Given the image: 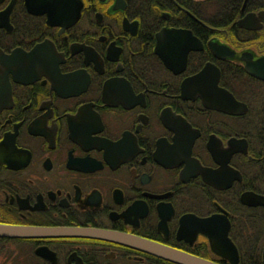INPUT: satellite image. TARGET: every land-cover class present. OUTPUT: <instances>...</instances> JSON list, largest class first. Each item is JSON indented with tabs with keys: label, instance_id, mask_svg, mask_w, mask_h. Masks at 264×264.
<instances>
[{
	"label": "flooded vegetation",
	"instance_id": "1",
	"mask_svg": "<svg viewBox=\"0 0 264 264\" xmlns=\"http://www.w3.org/2000/svg\"><path fill=\"white\" fill-rule=\"evenodd\" d=\"M172 29L194 38L163 41ZM260 197L264 0H0V225L264 264ZM232 242L234 263L219 255ZM72 259L174 264L94 239L0 237V264Z\"/></svg>",
	"mask_w": 264,
	"mask_h": 264
},
{
	"label": "water",
	"instance_id": "2",
	"mask_svg": "<svg viewBox=\"0 0 264 264\" xmlns=\"http://www.w3.org/2000/svg\"><path fill=\"white\" fill-rule=\"evenodd\" d=\"M172 37H166L168 34L166 30H163V41L167 40L168 42H172V38H174L176 41L185 40V36H188L191 40L193 38L191 37V32L189 31H184V30H177V29H172ZM186 33V34H185ZM184 34V35H183ZM166 37V38H165ZM175 47V43H174ZM226 51L225 48L222 49V47L215 45V53L218 57H222L220 54L221 51ZM172 50H168L167 53L163 52V61L165 63L173 68V62L170 60V54ZM187 52V51H186ZM208 67L204 69V71L201 74H205L206 71H208ZM67 234H77L80 237H90V238H104V239H118L119 241L125 242V246L133 247V248H139L143 249L145 251L151 252L154 255H163L166 258H169L175 262H179L182 264H215L211 262H207L203 259L191 256L186 253H182L180 251H176L174 249L161 246V245H156L153 242H149L145 239L138 238V237H133V236H127V235H122L121 233H117L114 231H108V230H102V229H66V228H32V227H20L16 228L13 230H9L5 225H0V235L5 236H23V237H30L33 236L34 238L37 237H47V236H64ZM232 251L231 255L236 258V260H239V255L237 252V249L232 247L230 248Z\"/></svg>",
	"mask_w": 264,
	"mask_h": 264
},
{
	"label": "bare ground",
	"instance_id": "3",
	"mask_svg": "<svg viewBox=\"0 0 264 264\" xmlns=\"http://www.w3.org/2000/svg\"><path fill=\"white\" fill-rule=\"evenodd\" d=\"M53 14L51 13H48V16L51 18ZM53 17V16H52ZM171 37L172 36V31H171V34L169 33L168 34V37ZM207 68V67H206ZM209 70V69H208ZM261 201L264 203V198L263 197H260ZM7 228H9V230H13V229H16V228H20V227H28V226H17V225H13V224H6L5 225ZM29 227H32V228H53V229H56V228H66V229H82V230H86V229H95V228H88V227H80V226H66V227H63V226H50V227H46V226H29ZM110 231V230H108ZM114 232H117V231H114ZM117 233H121L122 235H127V236H133L131 234H128L127 232L125 231H118ZM0 237H4L5 239H7V241H14V240H19V239H22V240H27V239H32V240H35V239H59V240H63V239H74V238H80V239H94V240H97V241H105V242H111V243H115L116 245H121V246H125V242L123 241H119L118 239H104V238H90V237H80L79 235L77 234H67V235H64V236H47V237H37L34 238L33 236H30V237H23V236H9V235H5V236H1ZM133 237H136V236H133ZM139 238V237H138ZM147 240V239H145ZM149 242H152L150 240H147ZM157 245V243H155ZM227 244H229V242L227 241ZM236 243H231L230 247H234L237 249V245H235ZM159 245V244H158ZM162 246V245H161ZM137 250H140L144 253H148V254H151V255H154L153 253L151 252H148V251H145L143 249H139V248H135ZM222 252V251H221ZM237 252H238V249H237ZM36 253L39 255V256H46V253H49L48 252V249L46 247H38L36 249ZM239 254V253H238ZM219 255L220 257L222 258H225V259H228L230 260L231 263H234L236 261V258L232 255H224L222 253L219 252ZM154 256L158 257V258H161V259H164V260H167L171 263H174V264H182V263H179V262H175L169 258H166L164 257L163 255H157L155 254ZM193 256V255H191ZM194 257H197V258H200V259H203L201 257H198V256H194ZM205 260V259H203ZM70 262L68 264H80L79 262L75 261L74 259L72 260H69ZM207 262H211V261H208V260H205ZM211 263H214V262H211ZM217 264V263H215Z\"/></svg>",
	"mask_w": 264,
	"mask_h": 264
}]
</instances>
